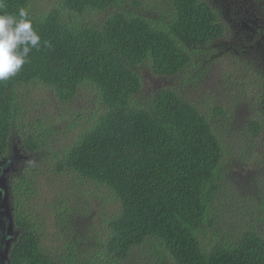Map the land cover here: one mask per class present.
Listing matches in <instances>:
<instances>
[{
    "label": "trees",
    "instance_id": "1",
    "mask_svg": "<svg viewBox=\"0 0 264 264\" xmlns=\"http://www.w3.org/2000/svg\"><path fill=\"white\" fill-rule=\"evenodd\" d=\"M2 3L0 14L28 10L42 44L50 42L32 49L22 70L0 82V156L9 153L17 134L35 163L8 182L18 229L8 264H123L139 249H147L156 264H264V240L257 233L225 241L214 230L211 208L224 155L214 124L224 117L222 108L213 107L210 116L206 105L187 101L177 86L138 101L141 67L156 78H185L180 84L193 89L184 83L193 60H207L211 46L226 37L209 0H52L42 10L36 0ZM39 87L63 105L86 90L99 107L31 119L25 98ZM260 112L247 129L264 148V103ZM57 126L75 135L57 140ZM43 168L73 178L75 191L90 188L76 195L82 208L104 203L97 220L103 233L92 230L96 252L44 243L42 212L37 220L33 211L35 175ZM107 200L112 206L105 210ZM68 211L59 215L62 223Z\"/></svg>",
    "mask_w": 264,
    "mask_h": 264
},
{
    "label": "rangeland",
    "instance_id": "2",
    "mask_svg": "<svg viewBox=\"0 0 264 264\" xmlns=\"http://www.w3.org/2000/svg\"><path fill=\"white\" fill-rule=\"evenodd\" d=\"M52 0H36V7L46 8ZM220 16L225 28L226 37L221 43L211 46L213 52L204 61L193 60L190 70L191 87L181 85L182 79L165 80L151 76L147 68L139 69L142 77V90L138 101L149 99L159 88L175 87L182 89L187 101L193 104L206 105L211 116L213 107H221L224 117H217L214 129L223 145L224 155L219 193L211 208L215 233L221 240H234L243 232L252 231L264 240V148L254 141L247 129L250 120H257L264 103V0H209ZM94 14L90 20H100L103 15ZM25 98V110L31 119H44L66 112H95L99 104L92 92L83 90L70 104H59L50 92L35 88ZM57 140L66 141L75 133L57 126ZM9 164V171L4 168L9 182L16 175L25 172L35 163L20 147L16 134L10 144L9 153L4 156ZM31 162V163H30ZM46 168L39 169L35 175L39 182L36 218L42 225L44 243L60 250L72 244L82 254L96 252V242L92 230L103 233L100 216L103 202L93 201L92 210L77 201L76 195L82 191L89 192L86 187L75 191L70 185L73 178L52 176ZM5 177V174H4ZM75 185V183H72ZM9 192V190H8ZM63 206L60 207L61 202ZM88 203V200H85ZM60 203V205L58 204ZM99 206V208H98ZM107 200L105 210L111 208ZM10 212L12 211L9 202ZM69 210L67 224L59 220V215ZM93 212L92 215H88ZM12 216V213H11ZM14 238L18 229L13 225ZM213 234L210 233V240ZM13 238V241H14ZM148 250L139 249L129 256L123 264H156ZM163 264H170L162 259ZM160 264V263H159Z\"/></svg>",
    "mask_w": 264,
    "mask_h": 264
},
{
    "label": "clouds",
    "instance_id": "3",
    "mask_svg": "<svg viewBox=\"0 0 264 264\" xmlns=\"http://www.w3.org/2000/svg\"><path fill=\"white\" fill-rule=\"evenodd\" d=\"M42 46L49 47L50 42L42 44L28 10L20 8L17 14H0V82L15 77L29 62L32 49Z\"/></svg>",
    "mask_w": 264,
    "mask_h": 264
},
{
    "label": "flooded vegetation",
    "instance_id": "4",
    "mask_svg": "<svg viewBox=\"0 0 264 264\" xmlns=\"http://www.w3.org/2000/svg\"><path fill=\"white\" fill-rule=\"evenodd\" d=\"M11 163L6 161L4 156H0V211H4L5 205L9 208V215L11 217L12 221V216L10 212V207H9V187H8V181L6 179V173L4 172V168H7L6 170L9 171V164ZM5 174V177H4ZM5 216L2 218V223L1 225L3 226V236H2V243L1 247L2 248H9L11 242L13 241L14 234L12 232V225L11 227L8 226V222L5 221ZM1 227V226H0ZM2 228V227H1ZM3 244V245H2Z\"/></svg>",
    "mask_w": 264,
    "mask_h": 264
},
{
    "label": "water",
    "instance_id": "5",
    "mask_svg": "<svg viewBox=\"0 0 264 264\" xmlns=\"http://www.w3.org/2000/svg\"><path fill=\"white\" fill-rule=\"evenodd\" d=\"M1 194V192H0ZM5 210L4 211H0V264H8L7 262V251H8V247L7 248H2L1 247V243H2V236H3V226L1 225L2 223V218L5 216V221L8 222V226L11 227L12 225V221H11V217L9 215V208L5 205ZM3 245V244H2Z\"/></svg>",
    "mask_w": 264,
    "mask_h": 264
}]
</instances>
